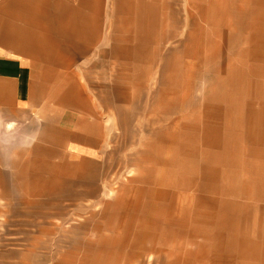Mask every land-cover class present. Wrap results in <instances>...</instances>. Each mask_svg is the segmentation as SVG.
<instances>
[{"label": "crops", "instance_id": "crops-1", "mask_svg": "<svg viewBox=\"0 0 264 264\" xmlns=\"http://www.w3.org/2000/svg\"><path fill=\"white\" fill-rule=\"evenodd\" d=\"M110 2L116 5L111 17L115 21L110 29L112 39L93 47L98 37L104 40L110 37L106 30ZM194 2L186 0L183 6L185 34L180 54L172 51L165 55L159 48L161 40L178 35L173 33L179 18L174 12L173 0H0L1 202L33 205L44 197L56 200L68 196L75 200L77 196L97 195L105 176V153L101 123L91 95H100L105 106L108 95L116 101L130 103L133 95L142 93L141 84L152 77L157 56L161 63V86L174 81L179 73L189 80L201 77L215 84L207 97L211 101L223 102L224 88L232 87L234 94H243L229 95L227 113H221V106L216 104L212 112L220 116L218 125L193 123L190 131L201 134H191L190 138L196 136L194 143L200 141L205 149L196 161L199 149L188 142L182 146L191 165L184 172L185 184L198 189L203 180L216 192L215 184L219 182L221 188H231L236 197L245 199L251 198L255 186H262L264 191V88L260 87L264 78V0ZM118 12L126 17H118ZM159 17L162 34L155 23ZM227 20L233 25L228 32V43H233L226 48L227 59L230 61L236 56L246 59L252 65L250 71L248 67L236 69L225 63L217 47L212 51V60L204 59L203 46L210 37L208 33L212 32L218 41L223 40L228 34H224ZM242 33L246 35L241 39L238 36ZM240 42L244 45L238 47ZM112 44L113 56L108 53ZM103 51L106 55L101 54ZM178 57L194 61L181 66ZM109 66L114 68L110 74L111 85L100 83V90L93 94L92 71L99 73L103 80ZM240 78L245 79L241 92L234 90ZM121 81L134 89L128 98L123 94L125 89L123 92L120 88ZM193 87L190 83L188 92ZM209 91L205 89L206 94ZM245 97L248 101H244ZM188 99V96L181 99L183 108L190 105ZM115 106L119 123L125 124V113ZM167 108L171 110L172 104H167ZM167 108L165 105L163 112ZM227 118L231 130L225 135L221 134V123ZM164 121V116L154 121L163 129L158 131H167V126L160 123ZM188 126L184 125L183 129ZM240 128V132H235ZM207 148L217 150L210 152ZM257 160L262 162L258 168L254 165L259 163ZM214 164H225L228 173H221ZM244 173L262 177H244ZM261 195L264 199V192ZM199 198L192 202L201 203ZM203 204L216 206L218 210V206H224L227 211L236 210H229L235 203L225 199H208ZM196 216L200 218L199 213ZM231 219L237 222L235 213ZM237 240L234 238V245ZM199 248L206 250L203 245Z\"/></svg>", "mask_w": 264, "mask_h": 264}, {"label": "rangeland", "instance_id": "rangeland-1", "mask_svg": "<svg viewBox=\"0 0 264 264\" xmlns=\"http://www.w3.org/2000/svg\"><path fill=\"white\" fill-rule=\"evenodd\" d=\"M173 2L174 12L179 16L178 28L173 33L178 35L161 40L159 48L165 55L172 51L180 54L185 34L182 23L185 20L183 6L186 0ZM124 6L127 8L128 5ZM107 8L109 19L106 30L108 28L110 35L112 22H115L111 17L112 12L116 11V5L110 2ZM262 8L264 10V6ZM120 16L126 17L118 12ZM157 20L155 23L160 26L157 31L162 34V21L160 17ZM227 21L224 34L233 26L230 20ZM180 25L182 27L179 28ZM229 33L221 41L212 32L208 33L209 39L203 41L204 59L212 60V51L217 47L225 63L236 69L248 67L250 71L252 65H248L249 62L242 57H232L228 61L226 48L233 43H228ZM112 34L114 36V30ZM245 35L242 33L238 37L242 39ZM153 36L152 33L151 39ZM111 39V35L106 40L98 37L93 47L104 45L103 41L107 44ZM242 45V42L237 43L238 47ZM112 47L113 44L108 53L113 56ZM106 53L103 51L101 54ZM158 59V56L155 57L152 77L141 84L142 93L133 95L134 99L130 103L116 101L112 95H108L105 106L100 95H91L97 108V119L101 123L105 153V176L100 182L97 195L77 196L75 200L68 196L56 200L44 197L43 200L37 199L38 203L33 205L0 201V264H264L262 186H255L251 198L245 199L236 197L231 188H221L219 182L215 184L218 190L214 192L203 180L196 189L186 185L183 179L184 172L191 165L186 161L185 147L182 146L188 142L199 149L196 161L201 157V150L205 149L200 141L194 143L196 136L190 138L191 134H201L190 131L193 123L218 125L217 118L220 116H217L216 111L212 112L216 104L221 106V113H227L229 95L240 97L243 94H234L232 87L224 88V101H211L207 97L212 94L215 84L207 83L201 77L189 80L179 73L174 81L161 86V63ZM178 59L181 66L185 62L194 61L184 57ZM113 70L107 67V77L103 80L99 73L92 71L93 94L100 90V83L111 85L110 74ZM80 80L84 82L82 76ZM243 80L240 78V83L234 86L237 88L235 91H240V87L245 84ZM261 82L260 87L263 89L264 78ZM190 83L194 85L191 93L188 92ZM126 84L123 81V87H119L123 88V92L125 89L123 94L128 98L134 89L131 84ZM115 87L117 84L112 86L113 89ZM207 88L211 91L206 94ZM187 96L191 103L183 108L181 99ZM247 98L244 101H248ZM169 103L173 107L171 110L167 108ZM115 105L125 113V124L119 123ZM165 105L167 109L163 112ZM161 116L166 118V121L160 123L167 126V131H158L163 129L154 122ZM228 122L229 118L221 123V134L226 135L231 130ZM184 125H189L186 130L183 129ZM240 131L241 128L235 132ZM207 150L214 152L217 149ZM257 161L259 163L254 165L258 168L262 162ZM213 166L221 173H228L225 164ZM247 176L262 177L261 174L244 173V177ZM197 198L202 202L194 204L192 200ZM208 199L234 202L235 206L229 210H236L227 211L224 206H218V210L216 206L203 204ZM197 212L200 218L196 216ZM234 213L236 223L231 219ZM234 238L238 239L236 245ZM200 245L205 246L206 250L201 251Z\"/></svg>", "mask_w": 264, "mask_h": 264}]
</instances>
